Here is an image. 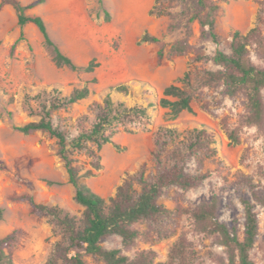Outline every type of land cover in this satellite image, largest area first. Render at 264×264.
<instances>
[{
  "label": "rangeland",
  "instance_id": "1",
  "mask_svg": "<svg viewBox=\"0 0 264 264\" xmlns=\"http://www.w3.org/2000/svg\"><path fill=\"white\" fill-rule=\"evenodd\" d=\"M20 1L24 5L34 4L26 13L43 16L52 39L77 64L87 65L95 59L98 65L93 71L56 65L52 49L45 44L33 22L25 25V38L15 44L21 33L16 10L11 4L0 9V205L4 208L0 237H16L6 248L15 264H44L58 239L49 218L33 212L30 197L79 216L84 210L74 199L75 187L69 182L64 163L56 153V139L44 131L25 134L16 126L40 119V115L32 114L28 103L39 113L41 101L55 95L54 89L68 95L86 82L91 88L88 97L52 112L53 123L70 136L91 128L98 111L96 103L103 105L108 95L115 103L145 107L147 116L119 125L112 142L98 151L99 160L87 153L78 155L83 172H87L84 182L106 198L114 195L126 172H134L144 163L154 168L151 150L159 125L176 126L180 130L206 126L217 133L215 146L219 149V155L205 163L211 176L199 187L172 189L160 201L172 209L193 207L217 194L221 198V219L231 224L235 216L239 217L242 236L244 205L241 197H250V190L241 181L240 173L253 176L255 181L260 179L264 131L241 124L242 96H223L217 89L204 88L201 98L193 100V110L183 111L176 119H168L167 108L161 106L160 99L164 88L173 82L180 84L178 78L190 68L216 69L212 62L197 61L199 55H211L217 48L230 51L233 31L247 32L255 26L264 0H215L219 43L210 37L204 38L200 22L190 20L197 11L201 16L206 15V11L194 6L193 0H177L172 7L168 0H103L102 3L63 0V22L55 24L47 19V0ZM163 5L173 10L172 16L151 14L152 9L156 13ZM145 31L157 35L160 41L138 43ZM184 37L191 44L189 51L172 54L171 44ZM160 49L163 50L161 63L158 62ZM253 57L260 62L255 53ZM120 83L127 84L126 91L111 88ZM38 95L42 98L38 99ZM229 129L239 135L238 143L232 142ZM115 144L124 148L118 150ZM91 146L95 148L94 144ZM195 165L193 163V168ZM255 204L260 232L252 258L256 264H264V207ZM170 226L176 229L174 235L151 241L139 238L136 245L125 252L133 255L137 249L153 248L158 252L157 260L165 261L179 235L185 233L199 250L200 264H220L219 256L225 254L224 247L197 231L188 214H176ZM103 244L122 246L118 236L104 240ZM86 260L88 264H105L93 256H87Z\"/></svg>",
  "mask_w": 264,
  "mask_h": 264
},
{
  "label": "trees",
  "instance_id": "2",
  "mask_svg": "<svg viewBox=\"0 0 264 264\" xmlns=\"http://www.w3.org/2000/svg\"><path fill=\"white\" fill-rule=\"evenodd\" d=\"M176 1L168 0L169 6L172 7ZM261 3L263 6L256 25L247 32L241 29L233 31L230 51L217 48L211 55H199L197 61L212 62L217 66L216 69L195 66L178 78L180 84L173 82L164 88L160 104L167 108L168 119H176L183 111H192V102L195 98H201L203 89L214 88L223 96H242L244 112L240 117L241 124L264 131V1ZM6 4H11L16 10L21 27L15 44L25 38V25L33 22L41 31L45 44L52 49L56 65L68 66L76 71H93L98 65L95 59L87 65H79L66 54L52 39L43 16L26 13L34 4L24 5L20 0H0V9ZM193 4L206 11V15L201 16L197 11L190 20L200 22L204 38L210 37L219 43L214 15L218 5L215 0H193ZM168 7L163 5L156 13L152 9L151 14L172 16L173 10ZM105 12L108 14V11ZM159 41L160 37L145 31L138 43ZM190 47L188 38L184 37L171 44L170 52L181 55L188 52ZM253 53L260 62L254 59ZM162 59L163 50L160 49L158 62L161 63ZM127 87V84L120 83L111 88L122 92ZM53 92L56 94L50 99L41 101L39 113L28 103L32 114L40 115V119L18 125L16 129L25 134L44 131L56 139V153L64 163L69 182L75 187L74 199L84 206V210L79 216L66 212L58 205L37 202L30 197L33 212L46 215L53 224L54 234L58 236L44 264H88L87 256L97 257L105 264H200L199 250L185 233L179 235L171 248L169 259L165 261L157 260L158 252L153 248L137 249L133 255L125 252L131 250L139 238L151 241L174 235L176 229L170 223L179 213L188 214L197 231L212 237L224 247L225 254L219 256L220 264H256L252 250L260 232V219L255 202L264 207V164L259 167L258 181L253 176L240 173L241 181L250 190V197H241L244 205L242 236L239 217L235 216L231 224L221 219V198L217 194L193 207L172 209L160 201L172 189L190 190L201 186L211 176V170L205 169V163L208 159H215L219 149L215 146L217 133L206 126L180 130L176 126L159 125L154 132L151 150L154 168L144 163L138 170L126 172L115 194L106 198L83 181L87 172H83L84 167L78 155L87 153L99 160L98 151L112 142L118 126L142 120L147 116L146 108L128 106L124 102L115 103L108 95L103 105L96 103L98 111L91 128L70 136L53 123L52 112L88 97L91 88L86 82L68 95H63L59 89ZM37 98L41 99L42 96L38 95ZM228 132L233 143L240 141L235 130L229 129ZM115 147L118 150L124 148L120 144H115ZM193 163L196 164L195 168ZM97 165L100 166L99 163ZM3 214L4 208L0 205V220ZM138 224L146 225L145 229L138 227ZM114 236L120 237L121 247L103 244L104 240ZM15 240L14 235L0 237V264H15L6 249Z\"/></svg>",
  "mask_w": 264,
  "mask_h": 264
},
{
  "label": "crops",
  "instance_id": "3",
  "mask_svg": "<svg viewBox=\"0 0 264 264\" xmlns=\"http://www.w3.org/2000/svg\"><path fill=\"white\" fill-rule=\"evenodd\" d=\"M62 5L63 0H47V19L53 24L63 22L64 15L61 14Z\"/></svg>",
  "mask_w": 264,
  "mask_h": 264
}]
</instances>
